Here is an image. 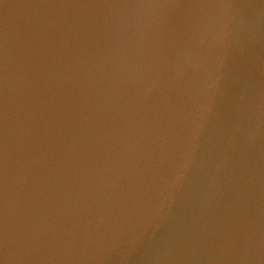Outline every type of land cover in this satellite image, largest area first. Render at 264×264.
Wrapping results in <instances>:
<instances>
[{
    "label": "water",
    "instance_id": "obj_1",
    "mask_svg": "<svg viewBox=\"0 0 264 264\" xmlns=\"http://www.w3.org/2000/svg\"><path fill=\"white\" fill-rule=\"evenodd\" d=\"M0 264H264V0H0Z\"/></svg>",
    "mask_w": 264,
    "mask_h": 264
}]
</instances>
